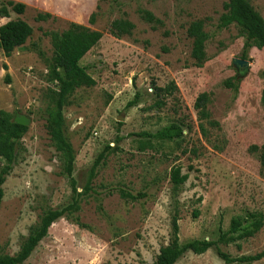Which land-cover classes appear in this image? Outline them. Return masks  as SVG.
I'll return each instance as SVG.
<instances>
[{
    "label": "rangeland",
    "instance_id": "1",
    "mask_svg": "<svg viewBox=\"0 0 264 264\" xmlns=\"http://www.w3.org/2000/svg\"><path fill=\"white\" fill-rule=\"evenodd\" d=\"M24 5V13L0 18V27L20 20L32 36L9 58L0 51V111L29 120L17 160L4 185L0 205V254L13 256L38 222L42 211L61 209L74 201L75 214L89 228L78 229L57 220L33 250L26 264H153L168 243L170 218L178 210L181 244L216 241L233 218L258 213L264 222V174L252 146L264 145V51L243 53L244 37L235 26L218 29L227 0H6ZM264 20V0H247ZM151 13L161 25L143 22L137 11ZM50 15L44 22L38 15ZM96 14L95 23L88 18ZM118 19L134 26L130 37L115 39L109 25ZM203 20L208 35L202 68L193 66L191 39L186 30ZM76 24L102 34L99 43L80 61L95 81L68 99L63 111L65 137L76 153L73 179L59 175L60 162L44 128L48 90L46 61L52 55L48 32H63ZM154 26V29L152 27ZM43 53V57L39 56ZM237 61L246 65L238 66ZM237 84L234 96L224 82ZM173 83L177 91L155 107L152 86ZM207 94V111L217 127L197 120L193 106ZM137 98L136 104L127 107ZM183 129L176 143L146 138L169 125ZM202 124L205 137L198 126ZM100 163L88 184L98 156ZM179 168L187 181L173 188L170 175ZM88 184V185H87ZM87 188V189H86ZM121 192L144 195L136 202ZM198 212L193 218L192 213ZM232 259L264 250V225L252 238L217 245L203 255L185 253L175 264H224L217 251ZM251 264H264V258Z\"/></svg>",
    "mask_w": 264,
    "mask_h": 264
},
{
    "label": "trees",
    "instance_id": "2",
    "mask_svg": "<svg viewBox=\"0 0 264 264\" xmlns=\"http://www.w3.org/2000/svg\"><path fill=\"white\" fill-rule=\"evenodd\" d=\"M24 9L25 7L22 4L0 0V18H8L10 12L22 15ZM223 11L224 13L219 17L217 27L220 30H224L233 25L239 30L240 36L245 39L241 56L243 60L246 59L247 51L250 49L255 48L259 51H264V20L253 10L247 0H227L223 5ZM137 14L146 24L161 25V22L147 11L139 10ZM95 18L96 14H91L88 18V25L92 26L95 23ZM48 19H50L48 14L38 15L36 21L44 22ZM204 25L203 20H197L189 24L186 30L187 37L192 42L190 56L193 60V66L196 68H202L208 61L205 53L208 35L204 31ZM152 29H154V26ZM133 30V24L125 19L112 21L108 29L109 34L115 39H121L125 36L130 37ZM31 36L32 29L28 24L20 20L9 21L0 27V51L6 58H9L15 50L22 48ZM45 36L48 37L52 49V55L46 61V80L48 83L55 85V89L48 90V104L43 111L44 128L52 147L59 157V175L68 180L72 194L77 196L76 184L72 176L76 153L65 137L63 111L68 99L76 90L95 86V81L86 72L85 68L80 66V61L99 43L102 34L84 26L70 24L63 32H48ZM39 56L43 57V53L39 52ZM262 75L264 77V72ZM224 86L227 89H231L234 96L238 94V86L232 83L231 80L225 81ZM152 90L156 97L155 107H161L164 106L163 100L172 96L177 91V88L171 82L163 88L153 85ZM136 101L137 98L128 103L127 107L135 105ZM207 102L208 96L205 93L200 94L196 98L193 109L197 112V120L201 123L205 122L211 127H217V124L210 119V114L207 111ZM260 102L264 107V90L261 93ZM198 128L202 136L205 137L203 125L200 124ZM26 133V127L13 123L11 115L0 111V205L4 197L3 185L13 170L18 150L21 148V140ZM182 136V127L175 124L157 130L154 134H140L138 137L146 138L147 140L139 143L138 150L143 152L145 149L151 148L152 140L176 143L182 139ZM106 150L95 161L88 184H90L94 176L96 167L103 163L105 158L113 151L108 147ZM249 151L252 154H257L260 168L264 174V145L260 147L252 146ZM187 178V175L180 176L179 168L173 170L170 175V181L174 189L183 185ZM120 196L122 199L131 202H136L138 198L144 197V195L132 196L124 192H121ZM79 210L77 201H74L61 209L42 211L38 222L29 228L28 235L20 244L17 253L13 256L0 254V264H26L25 262L33 250L46 236L48 229L61 218L69 220L78 229L89 231V228L75 216ZM192 215L193 218H196L198 212L194 211ZM178 221L179 213L177 209H174L170 218L168 243L159 249L153 264H175L185 253L189 252L200 256L217 245H229L247 240L257 234L264 225L263 216L258 213H252L244 218L231 219L229 229L226 232H222L219 229L216 241L193 240L181 244L178 238ZM216 251L218 258L224 264H251L264 258V250L253 256L236 259L230 258L219 250Z\"/></svg>",
    "mask_w": 264,
    "mask_h": 264
},
{
    "label": "water",
    "instance_id": "3",
    "mask_svg": "<svg viewBox=\"0 0 264 264\" xmlns=\"http://www.w3.org/2000/svg\"><path fill=\"white\" fill-rule=\"evenodd\" d=\"M235 64H237L238 66H243L246 65V62L244 61H237ZM13 123L19 125V126H23V127H28L29 125V120L24 117V116H15L13 119Z\"/></svg>",
    "mask_w": 264,
    "mask_h": 264
}]
</instances>
